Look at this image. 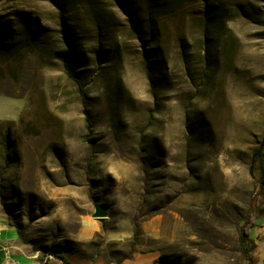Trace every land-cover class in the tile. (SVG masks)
I'll return each mask as SVG.
<instances>
[{
    "label": "rangeland",
    "instance_id": "1",
    "mask_svg": "<svg viewBox=\"0 0 264 264\" xmlns=\"http://www.w3.org/2000/svg\"><path fill=\"white\" fill-rule=\"evenodd\" d=\"M141 6L0 0V264H264V0Z\"/></svg>",
    "mask_w": 264,
    "mask_h": 264
},
{
    "label": "trees",
    "instance_id": "2",
    "mask_svg": "<svg viewBox=\"0 0 264 264\" xmlns=\"http://www.w3.org/2000/svg\"><path fill=\"white\" fill-rule=\"evenodd\" d=\"M66 3H71L72 0H64ZM147 4V26L148 28H154L156 26V18L162 14L168 13L172 11L180 0H144ZM118 6L121 8L123 12H125L127 15H129L132 27L137 33V36L139 38H143L145 35L146 30L144 29V22L143 16H142V6H141V0H116ZM93 11V17L95 19H102L103 16L100 13L99 9L94 8L92 6ZM104 20V19H103ZM30 22L26 21L25 27H24V38L28 41H35L37 40V33L36 30H32L33 27H31ZM70 50L68 51L67 56L64 58V67L67 71V74L72 77L76 82H80V75L79 71L76 69V61L70 60V57L73 53L72 45L69 43ZM264 147V138L260 141L259 147L256 149V151L253 153V156L259 154L261 150ZM250 172H251V166H250ZM264 183V179H260V184ZM255 226V217L253 214V210H251L246 218L244 219L243 224L240 227L239 234H238V242L240 245V250L244 256V258L247 260V264H252V258L249 255L248 248H247V241L249 234L251 232V229ZM50 254H52L54 257L62 260L64 264H73L71 261H69L64 255L60 254L59 251L55 249H51L49 251ZM45 264V263H44ZM157 264H175L168 260L161 259L158 261Z\"/></svg>",
    "mask_w": 264,
    "mask_h": 264
},
{
    "label": "crops",
    "instance_id": "3",
    "mask_svg": "<svg viewBox=\"0 0 264 264\" xmlns=\"http://www.w3.org/2000/svg\"><path fill=\"white\" fill-rule=\"evenodd\" d=\"M7 232V234L5 235L4 237V233ZM14 238V235H13V232L10 230V229H7V230H2V234L0 236V256L2 255L3 253V246L6 244V242L8 240H11ZM1 260V259H0ZM2 263V262H1Z\"/></svg>",
    "mask_w": 264,
    "mask_h": 264
},
{
    "label": "water",
    "instance_id": "4",
    "mask_svg": "<svg viewBox=\"0 0 264 264\" xmlns=\"http://www.w3.org/2000/svg\"><path fill=\"white\" fill-rule=\"evenodd\" d=\"M91 216L95 218H104L106 216V210L101 205L95 204Z\"/></svg>",
    "mask_w": 264,
    "mask_h": 264
},
{
    "label": "built area",
    "instance_id": "5",
    "mask_svg": "<svg viewBox=\"0 0 264 264\" xmlns=\"http://www.w3.org/2000/svg\"><path fill=\"white\" fill-rule=\"evenodd\" d=\"M1 234H2V230H1V228H0V236H1ZM5 253L7 254L8 251L6 250Z\"/></svg>",
    "mask_w": 264,
    "mask_h": 264
}]
</instances>
